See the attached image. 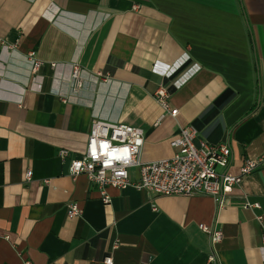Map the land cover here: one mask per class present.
Listing matches in <instances>:
<instances>
[{
  "label": "crops",
  "instance_id": "crops-1",
  "mask_svg": "<svg viewBox=\"0 0 264 264\" xmlns=\"http://www.w3.org/2000/svg\"><path fill=\"white\" fill-rule=\"evenodd\" d=\"M0 37L14 45L0 48V264H264V167L221 209L207 195L133 187H107L104 204L98 185L68 172L96 120L141 129L143 162L171 158L188 126L229 144L232 175L260 157L264 0H0Z\"/></svg>",
  "mask_w": 264,
  "mask_h": 264
},
{
  "label": "built area",
  "instance_id": "built-area-1",
  "mask_svg": "<svg viewBox=\"0 0 264 264\" xmlns=\"http://www.w3.org/2000/svg\"><path fill=\"white\" fill-rule=\"evenodd\" d=\"M0 48H14L0 37ZM33 63V72L38 71L42 63L36 60L34 53L28 54ZM55 66L54 64L52 65ZM74 91L80 88V68L75 65L72 69ZM157 100L164 109L169 110L166 91L161 88L156 94ZM177 110L169 111L176 117ZM144 133L141 129L121 123H109L96 120L92 123L88 135L85 152L81 158L71 160L69 175L77 177L84 175L87 179L98 185L102 201L109 204L111 199L106 193L107 187L124 190L133 187L139 191H149L161 196H191L203 194L212 197L223 208L227 205V195L239 185L242 180L254 171L264 167V153L253 160H245L239 169L238 175L228 172L231 163V149L228 143L210 145L204 140H198V132L194 127L182 128L170 141V146L176 149L169 159L153 162H143ZM60 157L65 159L68 152L60 151ZM138 169V180L132 182L128 171ZM30 181L31 173L26 174ZM247 208H259L258 204L245 205ZM68 215L78 217L81 210L76 204L68 205ZM256 219L262 225V241L264 247L263 217ZM202 230L211 237L212 243L222 239V233L208 227ZM211 260L213 258L211 257ZM24 264H32L25 260ZM103 264H114L111 258Z\"/></svg>",
  "mask_w": 264,
  "mask_h": 264
},
{
  "label": "trees",
  "instance_id": "trees-1",
  "mask_svg": "<svg viewBox=\"0 0 264 264\" xmlns=\"http://www.w3.org/2000/svg\"><path fill=\"white\" fill-rule=\"evenodd\" d=\"M224 94H225V93H224ZM224 94H223V95H224ZM223 95H222L221 97H227L228 94H227V92H226V94H225L224 96H223Z\"/></svg>",
  "mask_w": 264,
  "mask_h": 264
}]
</instances>
